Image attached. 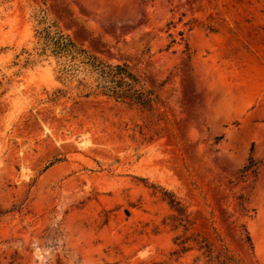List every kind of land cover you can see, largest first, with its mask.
Instances as JSON below:
<instances>
[{
    "label": "rangeland",
    "instance_id": "rangeland-1",
    "mask_svg": "<svg viewBox=\"0 0 264 264\" xmlns=\"http://www.w3.org/2000/svg\"><path fill=\"white\" fill-rule=\"evenodd\" d=\"M46 27L159 107L79 96ZM198 235L264 264V0H0V264H203Z\"/></svg>",
    "mask_w": 264,
    "mask_h": 264
},
{
    "label": "trees",
    "instance_id": "trees-1",
    "mask_svg": "<svg viewBox=\"0 0 264 264\" xmlns=\"http://www.w3.org/2000/svg\"><path fill=\"white\" fill-rule=\"evenodd\" d=\"M41 34V52L39 54L49 51L54 57H63L66 64L64 69L69 70L83 65L88 71L95 73L94 79L90 83L83 79L77 80L74 88L79 96L105 95L116 101L136 104L147 110L159 107V97L153 90L146 87L142 79L127 64H111L98 59L58 28L46 27ZM64 93V90L57 89L52 92L49 100L55 101ZM171 200L174 201V199ZM193 240L198 245L197 250H202L201 255H198L196 259L199 260V256L204 257L203 264H242L225 246L215 249L199 235ZM247 240H250L248 236Z\"/></svg>",
    "mask_w": 264,
    "mask_h": 264
}]
</instances>
